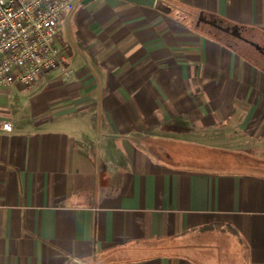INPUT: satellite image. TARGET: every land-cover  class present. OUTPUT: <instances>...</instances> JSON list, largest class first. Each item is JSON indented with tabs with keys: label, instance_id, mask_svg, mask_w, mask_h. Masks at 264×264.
Masks as SVG:
<instances>
[{
	"label": "crops",
	"instance_id": "crops-1",
	"mask_svg": "<svg viewBox=\"0 0 264 264\" xmlns=\"http://www.w3.org/2000/svg\"><path fill=\"white\" fill-rule=\"evenodd\" d=\"M201 15L264 46V0H77L70 78L0 84V264H264V59Z\"/></svg>",
	"mask_w": 264,
	"mask_h": 264
},
{
	"label": "built area",
	"instance_id": "built-area-1",
	"mask_svg": "<svg viewBox=\"0 0 264 264\" xmlns=\"http://www.w3.org/2000/svg\"><path fill=\"white\" fill-rule=\"evenodd\" d=\"M77 0H0V84L29 88L59 71L71 76L60 44L61 20ZM1 129L12 130L11 122Z\"/></svg>",
	"mask_w": 264,
	"mask_h": 264
},
{
	"label": "water",
	"instance_id": "water-1",
	"mask_svg": "<svg viewBox=\"0 0 264 264\" xmlns=\"http://www.w3.org/2000/svg\"><path fill=\"white\" fill-rule=\"evenodd\" d=\"M86 1H90V0H86ZM125 1L134 2V3L153 7L157 3L158 0H125ZM200 20H203L204 22H207L208 24L215 26V27L227 32V33H231L236 38L241 39L244 42H247L250 45L254 46L256 48V50H258L260 53H262L264 55V48L261 47L260 45L256 44V43L251 42V41L247 40L246 38H244L242 36L241 29L238 26L223 27V26L218 25L217 22H215V21H210V20L205 19L203 17V15H201Z\"/></svg>",
	"mask_w": 264,
	"mask_h": 264
},
{
	"label": "trees",
	"instance_id": "trees-1",
	"mask_svg": "<svg viewBox=\"0 0 264 264\" xmlns=\"http://www.w3.org/2000/svg\"><path fill=\"white\" fill-rule=\"evenodd\" d=\"M212 20H216V22L223 26L226 27L228 26V23H224L220 19H217L216 17H211ZM215 35L218 36L219 39H222L225 43H227L229 46L234 47L235 49L241 51L242 53L246 54L249 51L255 52L254 48H252L250 45L246 44L243 40L238 39L226 32L223 31H217L215 30ZM243 36V35H242ZM257 53V52H255Z\"/></svg>",
	"mask_w": 264,
	"mask_h": 264
},
{
	"label": "flooded vegetation",
	"instance_id": "flooded-vegetation-1",
	"mask_svg": "<svg viewBox=\"0 0 264 264\" xmlns=\"http://www.w3.org/2000/svg\"><path fill=\"white\" fill-rule=\"evenodd\" d=\"M210 21H215V20H210ZM216 22V21H215ZM229 27V26H228ZM227 33V32H226ZM228 34H230V35H232L231 33H228ZM242 35H243V33H242ZM233 36V35H232ZM235 37V36H234ZM244 38H246L247 40H249V41H251V42H253V40L251 39V37H248V36H243ZM246 44H248V45H250L249 43H247V42H245ZM252 48H254V51L255 52H259L258 50H256V48L254 47V46H252V45H250ZM261 47H263L264 48V46H261ZM259 54H260V56L264 59V55L262 54V53H260L259 52Z\"/></svg>",
	"mask_w": 264,
	"mask_h": 264
}]
</instances>
